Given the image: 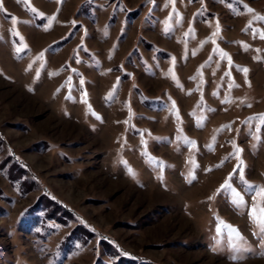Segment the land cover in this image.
Listing matches in <instances>:
<instances>
[{
	"label": "rangeland",
	"instance_id": "rangeland-1",
	"mask_svg": "<svg viewBox=\"0 0 264 264\" xmlns=\"http://www.w3.org/2000/svg\"><path fill=\"white\" fill-rule=\"evenodd\" d=\"M260 17L264 0H0V264H264V196L239 175L264 188Z\"/></svg>",
	"mask_w": 264,
	"mask_h": 264
},
{
	"label": "snow or ice",
	"instance_id": "snow-or-ice-1",
	"mask_svg": "<svg viewBox=\"0 0 264 264\" xmlns=\"http://www.w3.org/2000/svg\"><path fill=\"white\" fill-rule=\"evenodd\" d=\"M173 2H174V0H173ZM245 7H247V6L245 5ZM33 11H35V9H33ZM252 11L253 10L251 8H248V12L251 13ZM260 19L264 20V17H260ZM217 24H218V22H217ZM253 34L255 35V33H253ZM213 35L215 36V35H217V33H213ZM261 38L264 39V34H261ZM213 42H215V41H213ZM245 49H247V46H245ZM17 51H20V49L18 48ZM217 51H218V54L220 55V57L222 59H227L229 65L231 66V64H232L231 57H229L228 54L223 52L222 50L218 49ZM236 70L239 72H242L244 74V76L247 77V73H248L247 68H240L237 66ZM228 75H231V73L229 72ZM246 82H247V80H246ZM235 86L239 87V85H235ZM249 86H250V82H249ZM85 95H86V93H85ZM259 119L261 120L262 123H264V116L259 117ZM186 142L190 143V144L194 143L191 141H186ZM236 151H237V153H239L241 150L237 148ZM242 166H243V161H241V163H240V165H238V167H242ZM239 175H240L241 181L247 186L249 192L253 193L254 196H264V188L257 189L256 186H254V185H248L247 181H245L243 178V173L240 172ZM224 188H225V190L230 192V194L233 198V203L236 206H238V207L239 206H247L243 200V197L240 195V193L236 192L232 188L231 183L226 182ZM250 213H251V218L253 220V223H255L259 227V229L262 233H264V206H259V205L254 204L253 207L250 209ZM220 223H221V225H223L224 228L228 229L229 234H234L235 238H237V239H243L242 237L239 236V232L237 229L232 228V226H230V225L224 224L223 221H221ZM218 231L222 233L223 229L218 228Z\"/></svg>",
	"mask_w": 264,
	"mask_h": 264
}]
</instances>
